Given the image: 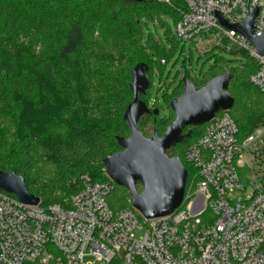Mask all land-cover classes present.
I'll return each mask as SVG.
<instances>
[{
	"label": "trees",
	"instance_id": "obj_1",
	"mask_svg": "<svg viewBox=\"0 0 264 264\" xmlns=\"http://www.w3.org/2000/svg\"><path fill=\"white\" fill-rule=\"evenodd\" d=\"M184 12L182 0H0V114L16 129L9 160L0 161V170L22 177L27 192L43 205L72 193L68 183L74 178L87 175L93 182L105 181L103 160L122 152L117 140L129 136L123 115L133 99L131 71L144 64L150 87L154 65L161 72L171 56L154 41L148 24H162V17H170L176 26ZM74 33L77 41L67 50ZM168 39L173 48L178 46L175 37ZM255 70L247 61L228 71L227 92L233 99L228 114L241 137L264 122V93L249 83ZM222 74L211 68L204 75L209 82ZM183 78L196 89L207 83L198 85L201 79L188 73ZM149 87L140 95L149 109L137 122L140 132L143 117L167 128L174 120L170 102L183 91L180 80L170 95H163L169 113L159 119L158 104L149 107ZM203 128L187 127L184 139L165 152L177 157L187 173L191 167L184 162V152ZM41 167H49L52 175L37 183ZM117 190L118 199L110 204ZM126 198L127 190L113 184L106 202L115 212L128 206Z\"/></svg>",
	"mask_w": 264,
	"mask_h": 264
},
{
	"label": "built area",
	"instance_id": "obj_2",
	"mask_svg": "<svg viewBox=\"0 0 264 264\" xmlns=\"http://www.w3.org/2000/svg\"><path fill=\"white\" fill-rule=\"evenodd\" d=\"M182 1L174 37L196 49L236 45L256 65L249 83L264 93V57L220 23L241 25L256 9L253 36H263L264 0ZM228 111L185 150L191 171L180 205L166 216L145 220L129 198L112 211L106 175L72 179V193L48 205L0 191V264H264V122L241 137Z\"/></svg>",
	"mask_w": 264,
	"mask_h": 264
},
{
	"label": "water",
	"instance_id": "obj_3",
	"mask_svg": "<svg viewBox=\"0 0 264 264\" xmlns=\"http://www.w3.org/2000/svg\"><path fill=\"white\" fill-rule=\"evenodd\" d=\"M127 1L144 3L146 0ZM256 16L257 10L254 9L241 25L231 26L223 21L220 23L247 39L256 52L264 57V35L253 36ZM146 73L147 67L144 64L136 65L131 71L130 89L133 99L123 115L129 136L118 138L122 152L105 158L103 165L105 175L113 184L127 190L131 206L145 220H152L175 210L182 201L185 188V168L177 157L169 158L165 152L184 139L183 131L187 127L204 125L219 111L230 110L233 99L227 92L229 73L213 78L200 89L183 78L182 94L169 105L174 120L161 137L153 133L151 138H146L137 128L140 117L149 113L145 103L140 100V95L149 87ZM137 183L142 188L140 193L136 189ZM0 191L26 205L35 206L39 203L37 197L27 192L23 178L14 173L0 170Z\"/></svg>",
	"mask_w": 264,
	"mask_h": 264
},
{
	"label": "rangeland",
	"instance_id": "obj_4",
	"mask_svg": "<svg viewBox=\"0 0 264 264\" xmlns=\"http://www.w3.org/2000/svg\"><path fill=\"white\" fill-rule=\"evenodd\" d=\"M161 22L162 24L155 25L149 23L148 30L154 34V41L156 43L159 42L161 48L166 52H171V56L164 67H162L161 72L157 69L156 65H154L148 90V97L149 107L156 102L160 108L158 115L159 119H166L169 111L165 107L163 95H170L172 90L180 86V80L183 79L186 73H188L190 77L192 76L193 78L201 79L198 81V85H202V83L205 81L207 82L210 79L209 77H205L204 74H206L211 68H216L227 73L232 68H241L247 62L243 55L240 54L241 52L239 48L236 45L230 46L229 42L223 43L220 48H215L213 45L209 47L201 45L199 49H196L192 44L179 42L178 46L173 48L168 37H174V21L170 17H162ZM77 38V34H72L67 50L73 48ZM156 62L157 59L155 58L154 64ZM142 119L143 121L140 123L142 125L140 130L146 138H151L153 133L161 136L166 129L165 123L161 126H157L152 125L147 118L144 119L143 117ZM171 119H173V116L169 114L168 120L170 121ZM0 132L2 133L0 140V161L7 162V160H9L8 155L12 147V142L14 141L16 129L12 125V120L1 114ZM40 173L41 176L39 179H36V182L44 183L51 177L52 170L49 167H41ZM137 190H141L140 185H138ZM118 194L119 191L117 190L114 198L111 195L112 198H109L110 204H113V202L118 199ZM60 196L63 197V195H60L59 193L56 194V197L59 198ZM125 204H128V198H126Z\"/></svg>",
	"mask_w": 264,
	"mask_h": 264
}]
</instances>
